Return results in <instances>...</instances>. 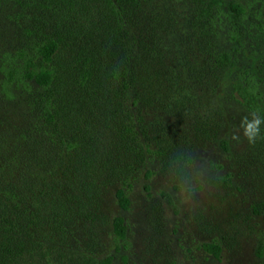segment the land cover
I'll return each mask as SVG.
<instances>
[{
  "label": "rangeland",
  "instance_id": "rangeland-1",
  "mask_svg": "<svg viewBox=\"0 0 264 264\" xmlns=\"http://www.w3.org/2000/svg\"><path fill=\"white\" fill-rule=\"evenodd\" d=\"M239 1L249 13L236 68L255 67L264 0ZM84 3L0 0V264H264V139L243 137L250 112L232 97V69L219 62L230 46L208 0L119 1L121 23ZM55 32L52 84L5 96L6 56L35 55Z\"/></svg>",
  "mask_w": 264,
  "mask_h": 264
},
{
  "label": "trees",
  "instance_id": "trees-1",
  "mask_svg": "<svg viewBox=\"0 0 264 264\" xmlns=\"http://www.w3.org/2000/svg\"><path fill=\"white\" fill-rule=\"evenodd\" d=\"M7 1V0H2ZM16 3L24 4L33 2L34 0H14ZM119 1L123 0H80L85 2L82 7L93 2L101 3L103 9L109 12V16H114L118 22H122V9ZM78 0H38L41 7L48 9H56L60 5L68 8L71 11H76L75 6L80 3ZM208 7L214 10L213 16L215 22L219 21L225 30V36L229 44V49L221 51L219 54V62L227 65L232 69L231 93L234 100L240 103L248 112L257 111L264 118V59L261 60L255 67L241 66L237 67V62L240 61V53H242L245 42L246 26L245 22L248 17L247 6L239 0H228L226 5L220 0H208ZM217 20V21H216ZM35 28L32 32H37ZM60 38L55 32L54 35L44 34L43 38H39L34 42L36 48L35 55L29 54L26 50L20 49L15 54L6 56V65H4V76L1 80V90L7 97L13 96L12 86L18 83L25 84L28 81H34L40 86L49 87L53 81V71L47 68L48 63L53 59L59 47ZM39 57L40 62L37 63L35 58ZM121 73V72H120ZM119 76V72H115ZM122 75V73H121ZM48 114V119H52L50 110L43 108ZM222 146L227 150L226 142H222ZM149 177V174H147ZM147 187V186H146ZM166 202L173 208L175 212L178 207L175 204L173 196L167 191L161 193ZM117 202L124 210L130 206V199L125 190L118 188L115 192ZM113 231L115 235L124 240L127 234V225L123 216H115L113 221ZM203 247L209 253L219 258L220 246L215 243H204ZM264 252V238H261L256 247V255L262 257ZM113 256H108L101 261V264H112Z\"/></svg>",
  "mask_w": 264,
  "mask_h": 264
},
{
  "label": "clouds",
  "instance_id": "clouds-1",
  "mask_svg": "<svg viewBox=\"0 0 264 264\" xmlns=\"http://www.w3.org/2000/svg\"><path fill=\"white\" fill-rule=\"evenodd\" d=\"M262 124H264V118L255 110L242 118L240 127L243 129V137L249 145H254L258 140L264 139V134L261 133ZM232 138L237 141L240 139L238 135H234Z\"/></svg>",
  "mask_w": 264,
  "mask_h": 264
}]
</instances>
